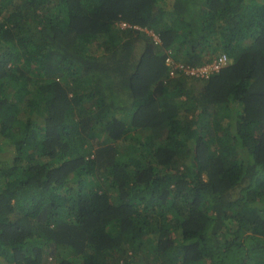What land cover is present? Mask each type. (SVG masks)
Returning a JSON list of instances; mask_svg holds the SVG:
<instances>
[{
    "label": "trees",
    "instance_id": "16d2710c",
    "mask_svg": "<svg viewBox=\"0 0 264 264\" xmlns=\"http://www.w3.org/2000/svg\"><path fill=\"white\" fill-rule=\"evenodd\" d=\"M0 264H264V0H0Z\"/></svg>",
    "mask_w": 264,
    "mask_h": 264
},
{
    "label": "built area",
    "instance_id": "2783aa9c",
    "mask_svg": "<svg viewBox=\"0 0 264 264\" xmlns=\"http://www.w3.org/2000/svg\"><path fill=\"white\" fill-rule=\"evenodd\" d=\"M127 25V23H123V26ZM227 62V57L225 54L219 56L217 59L212 61L211 63L202 65V66H187L184 71L189 75L196 76H209V74L213 71H219V69ZM174 72V71H173Z\"/></svg>",
    "mask_w": 264,
    "mask_h": 264
},
{
    "label": "rangeland",
    "instance_id": "374dc122",
    "mask_svg": "<svg viewBox=\"0 0 264 264\" xmlns=\"http://www.w3.org/2000/svg\"><path fill=\"white\" fill-rule=\"evenodd\" d=\"M147 31H148L150 34L154 35V37H155L156 40L158 39V36L155 35L152 31H150V30H147Z\"/></svg>",
    "mask_w": 264,
    "mask_h": 264
},
{
    "label": "clouds",
    "instance_id": "9594fccd",
    "mask_svg": "<svg viewBox=\"0 0 264 264\" xmlns=\"http://www.w3.org/2000/svg\"><path fill=\"white\" fill-rule=\"evenodd\" d=\"M122 25H123V23H122ZM187 66H190V65H187ZM187 66H186V67H187ZM191 67H192V66H191ZM195 67H198V66H195Z\"/></svg>",
    "mask_w": 264,
    "mask_h": 264
}]
</instances>
